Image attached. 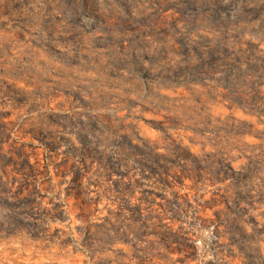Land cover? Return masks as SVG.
<instances>
[{
    "label": "rangeland",
    "instance_id": "1",
    "mask_svg": "<svg viewBox=\"0 0 264 264\" xmlns=\"http://www.w3.org/2000/svg\"><path fill=\"white\" fill-rule=\"evenodd\" d=\"M0 264H264V0H0Z\"/></svg>",
    "mask_w": 264,
    "mask_h": 264
}]
</instances>
